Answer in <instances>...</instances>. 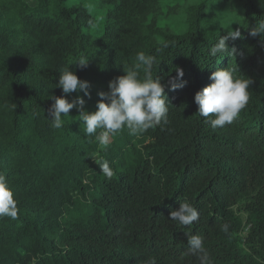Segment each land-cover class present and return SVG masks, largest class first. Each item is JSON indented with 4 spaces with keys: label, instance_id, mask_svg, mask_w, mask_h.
<instances>
[{
    "label": "trees",
    "instance_id": "16d2710c",
    "mask_svg": "<svg viewBox=\"0 0 264 264\" xmlns=\"http://www.w3.org/2000/svg\"><path fill=\"white\" fill-rule=\"evenodd\" d=\"M0 0V172L18 201V218H0V264H199L187 235L203 237L212 264H264V39L249 35L264 0H189L179 31L161 26L168 0ZM233 56L212 57L227 30ZM156 58L167 123L100 146L83 132L79 107L49 126L50 96L69 64L90 85L84 109L136 63ZM79 58H88L81 67ZM251 78L249 102L230 125L211 128L194 96L218 68ZM183 69L182 78L175 68ZM141 75L143 73L141 72ZM113 169L109 179L98 163ZM200 218L169 219L181 201ZM249 227L242 237L238 210ZM228 224L229 231H221Z\"/></svg>",
    "mask_w": 264,
    "mask_h": 264
},
{
    "label": "clouds",
    "instance_id": "9594fccd",
    "mask_svg": "<svg viewBox=\"0 0 264 264\" xmlns=\"http://www.w3.org/2000/svg\"><path fill=\"white\" fill-rule=\"evenodd\" d=\"M249 35L264 39V16L256 20ZM240 36L239 29L233 30L230 27L225 35L216 38L209 54L212 57L233 56L235 48H230L227 41L235 40ZM76 61H79L81 67H85L88 58H79ZM135 61L132 67L124 69V75L109 81L108 91L98 93L100 99L93 112L84 109L85 100L82 96L78 95L71 100L68 98V94L81 91L85 96L90 97L89 82L80 79L76 72L70 69L72 63L60 70V77L55 87L61 88L65 95L49 97L54 101L48 110L49 126L54 129L62 128L64 126L62 118L68 117L74 107H79V119L84 125L83 132L88 137H94L100 146L106 148L110 138L124 128L128 129L129 134L136 135L149 128L166 124L170 103L165 95V85L161 78L152 75L156 58L140 51L137 52ZM238 71L237 65L218 68L209 77L212 82L195 93L194 100L198 106L196 113L213 129L232 124L249 102L252 80L248 77L243 78L244 75L238 76ZM175 72L176 77L172 80L173 88L183 87V84H175L176 79L183 77V69L177 66ZM92 158L98 163L100 172L110 179L113 176L110 164L106 160L97 161L95 157ZM18 213V201L14 196V190L6 174L0 172V218L8 217L15 220L18 218ZM199 218L200 213L197 208L186 200L180 202L178 209L169 213V219L182 227L191 226ZM229 227L228 224H223L221 231L228 233ZM186 235L190 253L197 258L199 264H212L205 250L203 237L189 233Z\"/></svg>",
    "mask_w": 264,
    "mask_h": 264
},
{
    "label": "rangeland",
    "instance_id": "374dc122",
    "mask_svg": "<svg viewBox=\"0 0 264 264\" xmlns=\"http://www.w3.org/2000/svg\"><path fill=\"white\" fill-rule=\"evenodd\" d=\"M86 4L91 12H98V5L96 0H85ZM170 1L171 5H178L174 10H168V8L165 9L166 13L163 14L162 16V22L161 26L163 27L164 30H173V31H179L182 29V24H183V15H182V7H185V4L189 0H168ZM238 210V216L242 221V230L240 232V235L242 237L246 236L247 230L249 227V223L247 222V214L244 212H241V209Z\"/></svg>",
    "mask_w": 264,
    "mask_h": 264
}]
</instances>
